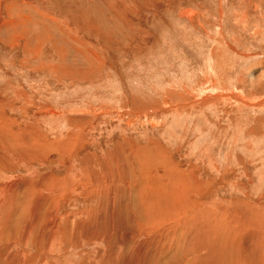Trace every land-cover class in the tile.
<instances>
[{"label": "rangeland", "instance_id": "374dc122", "mask_svg": "<svg viewBox=\"0 0 264 264\" xmlns=\"http://www.w3.org/2000/svg\"><path fill=\"white\" fill-rule=\"evenodd\" d=\"M224 234L207 264L264 248V0H0V264Z\"/></svg>", "mask_w": 264, "mask_h": 264}, {"label": "bare ground", "instance_id": "6f19581e", "mask_svg": "<svg viewBox=\"0 0 264 264\" xmlns=\"http://www.w3.org/2000/svg\"><path fill=\"white\" fill-rule=\"evenodd\" d=\"M172 216V215H171ZM196 216V215H195ZM37 218V217H36ZM168 219L167 220H165V222L166 221H168L171 217L169 216V217H167ZM193 219V218H192ZM209 219V218H208ZM218 219V224L219 223H221L222 221L220 220V218H217ZM164 220V219H163ZM152 221V220H151ZM57 222V221H56ZM38 223H41V222H38ZM32 224V223H31ZM42 224H44V223H42ZM156 224V223H155ZM33 225V224H32ZM31 225V226H32ZM57 225V224H56ZM55 228V227H54ZM31 229H34V228H32L31 227ZM57 229V228H56ZM59 230V229H58ZM42 232V231H41ZM44 232H46V231H44ZM33 233V232H32ZM260 233H261V230H260ZM30 235V234H29ZM225 235L226 234H224V235H221L220 236V238H216V237H213V238H207L206 236L204 237V245H203V242L201 241L200 242V240L198 241V242H195V245H196V243L198 244V249L196 250V252H197V254L199 255V260L201 259V260H203V262H204V264H207V262H209V263H211V262H213L214 261V263L215 262H217V260L215 259V257L218 255H216V256H210V254H212V253H214L215 251H219V249H220V247H219V249L218 250H216V249H213L210 245H213L214 247H217V245H215V244H213V243H217L218 241H221V240H224L225 239ZM257 236H258V233H257ZM263 236V235H262ZM47 238H49V237H47ZM253 238V237H252ZM262 238V237H261ZM239 239H241V238H239ZM247 239H249V238H247ZM243 240V239H242ZM236 241V240H235ZM253 241V240H252ZM255 241V240H254ZM225 242V241H224ZM223 244V243H222ZM202 245L204 246L203 248H205V247H208V250L205 252V253H203V248H202ZM251 247H253V246H251ZM222 248V247H221ZM223 248L226 250L227 248H228V244L226 245V246H223ZM193 249H195V247H194V244H193ZM223 250V249H222ZM221 250V252L223 253H225V250L224 251H222ZM264 248H262L261 246H257V248L255 249V250H253L254 251V253H253V255H252V264H264ZM227 251H230V250H227ZM250 251V250H249ZM190 252V251H189ZM195 252V253H196ZM200 252H202V253H200ZM238 252V251H237ZM188 253V252H187ZM239 253V252H238ZM256 253H259L258 255V257L256 256L257 254ZM205 254V255H204ZM230 254V253H229ZM228 254V255H229ZM232 254V253H231ZM193 255V254H192ZM219 255H221V254H219ZM230 256V255H229ZM228 256V257H229ZM187 257H189V256H187ZM225 258V261H233V260H236L235 258H234V255L232 254L231 256H230V258ZM190 258V257H189ZM194 258V257H193ZM245 258H247V257H245ZM218 259V258H217ZM231 259V260H230ZM238 259V258H237ZM241 259V258H240ZM166 260V259H165ZM190 260V259H189ZM196 261H197V258L195 259ZM194 259H192L191 258V262L192 261H195ZM251 260V259H250ZM183 261H184V259H183ZM218 261H222V259H218ZM190 262V261H189ZM223 262V261H222ZM233 263V262H232ZM231 263V264H232ZM248 263V262H247ZM250 263V262H249ZM248 263V264H249ZM45 264V263H44ZM46 264H47V262H46ZM161 264V263H160ZM193 264H194V262H193ZM202 264V263H201ZM240 264V263H239Z\"/></svg>", "mask_w": 264, "mask_h": 264}]
</instances>
